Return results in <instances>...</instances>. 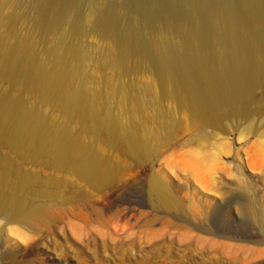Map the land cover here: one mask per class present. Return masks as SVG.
I'll return each mask as SVG.
<instances>
[{"label": "bare ground", "instance_id": "obj_1", "mask_svg": "<svg viewBox=\"0 0 264 264\" xmlns=\"http://www.w3.org/2000/svg\"><path fill=\"white\" fill-rule=\"evenodd\" d=\"M18 25L31 26L36 35L22 39ZM91 38L113 47L91 52L85 45ZM91 61L118 78L101 77L89 87ZM143 75L146 83L125 81ZM32 98L60 117L33 107ZM227 119L241 123L236 141L248 140L245 159L258 173L254 182L262 185L263 200L258 206L253 184L241 174L220 190L245 195L237 206L264 237V125L256 124L264 119V0H0V142L30 163L107 183L114 170L109 175L98 148L84 140L101 143L108 134L114 148L122 140L134 160L158 165L148 185L158 207L208 222L226 198L211 200L209 180L194 174L201 191L183 182L181 190H190L184 201L162 163L180 146L205 148L207 126ZM185 133L188 139L179 144ZM7 160L0 156V248L11 251L6 229L50 217L54 206L44 198L54 193L49 182Z\"/></svg>", "mask_w": 264, "mask_h": 264}, {"label": "rangeland", "instance_id": "obj_2", "mask_svg": "<svg viewBox=\"0 0 264 264\" xmlns=\"http://www.w3.org/2000/svg\"><path fill=\"white\" fill-rule=\"evenodd\" d=\"M16 33L22 39L30 34L36 35L29 25H18ZM85 45L91 52L98 53L113 47L107 41L94 38L86 40ZM38 49L40 53L45 50L42 44ZM88 63L94 78L89 87L93 88L95 82L103 78H118L111 69L92 61ZM144 79L147 80V76H130L125 81L141 83ZM145 80L142 83H146ZM7 86L4 83V87ZM15 93L19 95L23 90L17 88ZM30 103L47 115L60 117V112L52 111L35 98ZM116 113H119L117 108ZM120 116L128 122L126 115ZM180 120L185 122L186 119ZM256 124L264 125V119L256 120ZM72 128L73 134H77L76 125ZM238 129H241V123L228 119L221 125H208L205 148L180 146L175 154L165 157L170 158L166 165L162 163L166 176L180 191L179 196L184 201L189 200L190 190L201 191L200 184L195 183V175L201 182L209 180L211 200L213 197L214 200L226 198L223 206L218 205L212 211V218H215L210 217L211 222L210 219L203 221L201 216L194 220L190 215L183 216L174 210L158 207L148 194L149 179L155 172L151 167L157 168L158 165L134 160L127 150V143L122 140L114 148L109 143L108 134L103 135L101 143L84 140L91 143L93 150L98 148L104 162L103 169L110 167L109 175L114 172L108 182L102 184L90 183L78 173L30 163L31 159L0 142L1 157L10 160L21 173L49 182L48 188L54 193L53 198H44L54 206L50 217L44 221L27 222L26 227L14 225L13 231L6 229L4 238L14 247L11 251L0 248V264H264V237L250 214L237 206L242 202L241 198L246 199L245 195L240 197L239 191L224 195L220 190L221 184H229L241 174L253 184L255 193L251 197L258 206L263 200L262 185L254 182L258 173L250 170L245 159L248 140L243 139L240 144L236 141ZM188 137V133L180 134L179 144H184ZM222 145L221 151L219 147ZM183 182L192 188L181 190ZM205 224L212 225L211 232L196 228V225ZM4 225L5 221L0 222V229Z\"/></svg>", "mask_w": 264, "mask_h": 264}]
</instances>
